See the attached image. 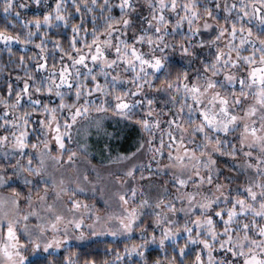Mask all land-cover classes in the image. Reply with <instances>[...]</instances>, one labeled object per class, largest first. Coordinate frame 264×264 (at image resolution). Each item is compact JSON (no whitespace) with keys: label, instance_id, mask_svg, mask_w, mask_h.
Wrapping results in <instances>:
<instances>
[{"label":"snow or ice","instance_id":"obj_1","mask_svg":"<svg viewBox=\"0 0 264 264\" xmlns=\"http://www.w3.org/2000/svg\"><path fill=\"white\" fill-rule=\"evenodd\" d=\"M37 4L41 0H35ZM66 0H55V16L53 17L52 12H46L42 21L40 17L34 18V25L37 30L41 27H50L55 22H62L67 25L69 22V17L63 14L64 5ZM84 8L91 12L93 8L89 6L88 0H83ZM98 0H91V5H97ZM3 11L7 14L15 6V0H3ZM72 4L75 7V12L80 13L82 11L80 4L76 0H72ZM259 5V7H257ZM20 8L27 7L25 4L21 3L18 5ZM101 9L109 8L108 0H104V4L100 5ZM121 10L125 8L132 7L130 0H120ZM171 8L172 11H176L178 5L177 0H171L170 4L166 0H158V8L161 12L159 16L155 15L153 12V19L158 23L153 25L152 20L148 21L150 26L155 28V32L158 33L155 37V41L163 44L162 48H159L161 53L164 49L169 47L167 43H164L162 33H167V27L170 21L163 14L164 9ZM215 7L219 9L221 5L219 3L215 4ZM184 16H181L172 25L173 30H176L182 25L184 20H187L189 31L195 34L199 31L201 25L195 24V21L199 20L201 5L198 4L197 0H187L186 3L182 5ZM237 5L235 3L229 5L227 2L223 5L224 12L228 13L232 9H236ZM248 4H240L239 11L243 13V16L239 14L235 20L231 23V30L228 27L221 25L218 18L213 15L211 8L207 5L203 6V12L207 17L212 20H216L218 34L216 35V40H220L221 37L228 34V51L225 52L222 48L217 47L216 51L212 54L213 59L209 62H203L204 73L197 74L195 81H189L188 73L182 72L177 75L175 81L168 79V74L166 69V59L163 55H155V49L151 48L154 44V40L151 36L147 38V44L150 46L151 55H147L141 52L135 44H128L124 42V48L119 46V43L113 45L110 39L101 40L99 32L94 28L92 33L91 43H86L85 46L89 48L90 59L93 63H99L101 71H104L105 67H111L117 65V60L123 61L131 71L134 73V81H142L147 78L150 73L148 69H152L151 75L155 76L157 72L165 71V77L159 78V87L167 90H175L180 92L183 90V100L180 102V106L177 110L176 115L171 119L166 121L169 125L168 136L170 140H177L176 152L173 154L171 151L168 153L169 168L176 169L177 171L173 173V180L177 186L178 195L174 196L173 199H178L181 201L187 200V209H181L190 211L193 208H199L202 215L196 216V219L191 221L195 226L196 235L193 236L194 229L188 226L186 222L183 225V232L187 233V240L183 247H180V256L185 255V248L188 246V242L192 244H201L203 249L208 250V264H214L212 251L215 244L218 242L221 249L231 253L233 260L227 261L222 260L220 264H239V260H242V264H264V15L260 13L264 12V0H253L251 4L252 13L257 17L259 23L257 25V30L254 32L253 28L247 27L246 24L240 23L237 26L236 21H242L244 17L250 15L248 11ZM17 16L20 15L19 12L16 13ZM228 17H225L227 22ZM29 23H32L30 21ZM130 21L124 19L117 20L115 18H109L106 21V28L104 32L108 37L112 36V32L119 31V29L113 27L116 24H123L125 28L129 25ZM73 33H78L80 31L79 26L75 23L71 25ZM203 28L209 29L213 25L207 20L204 21ZM35 35L32 31L27 33V37L21 39L19 35L7 34L5 31L0 30V40L8 44L11 41H16L22 44L31 42V38ZM238 39V43H234ZM137 43H143L145 41L144 35H137L134 37ZM78 41L75 36L72 39L70 47L76 51V56H71V54L65 51V55L69 56L73 62V65L80 64L85 67V60L89 57L82 54V50L77 47ZM201 45L206 43L205 41H200ZM207 43H212L208 41ZM36 47L41 48L43 51V45L37 44ZM56 47H60L59 44ZM95 48V52L92 53L91 49ZM159 47V45H156ZM106 48H114L116 58L109 59L106 55ZM63 50V49H62ZM181 51L186 55H194L189 47L181 45ZM235 53L233 57L232 53ZM247 52V55L244 53ZM227 57V58H225ZM23 59V57H21ZM231 66L233 69H239L243 74L237 75L234 71H224V69ZM38 68L43 69L44 64H38ZM127 70V69H125ZM210 72L211 75H206ZM91 70H89V74ZM223 74V79L229 85L233 86V91L221 94L220 91L216 89L223 87V82L214 79V77ZM105 76L107 73L104 72ZM76 76H80V72H76ZM59 83H56L55 78H52L51 83L47 86V91L52 92L55 89V94L59 96L60 103L58 109L62 110L67 108L69 110V116L71 123L68 120L64 122V129L69 134V139H71V129L72 125L77 123L79 117H87L88 113L92 110L96 112H107L109 108L104 104L95 105L94 109L90 106L87 99L84 103H78L82 95H86L83 91L84 86L77 82L76 87V101L72 104H66L63 99V93L60 91L62 86H67L69 89L73 87L70 83L71 76L68 73L67 66H64L59 74ZM119 79V76L113 77V82ZM93 82H95L96 77L92 76ZM189 81V82H182ZM202 81V83H201ZM149 88L153 87L152 81H147ZM239 85L238 90H235V86ZM143 85L139 82L135 83V88L137 92L142 90ZM29 85L27 82L24 84V88L21 90L23 93H27ZM95 91L103 92L102 86L99 84L95 85ZM42 91L41 87L36 88V92ZM91 94V90L87 95ZM134 94V93H133ZM128 93H122L115 97L117 103L114 105V110H116L120 115H128V109L130 107L129 103L123 98L127 96ZM17 99L13 102V105L20 104L21 93H16ZM207 98V104H204ZM173 102H175L176 97H172ZM191 99L192 104H188L187 101ZM251 99V102H248ZM0 103H3L5 107H8L7 100L0 99ZM33 104H41L40 100L32 101ZM152 100H148V104L151 105ZM200 106V107H194ZM188 108L189 115L187 118L183 116L184 108ZM46 112L51 115L47 118L48 126L51 127L55 123L56 130V143L60 149L64 148L63 135L60 131V124L57 121L54 113L57 109H49L47 105H44ZM36 110V109H33ZM198 111L200 114V122L197 124L192 119V113ZM242 113V114H241ZM29 114L24 113L27 117ZM129 118H131L129 116ZM181 120H186L188 124L191 125V131L189 128L185 127ZM27 119L24 120V124H27ZM145 131L151 132L152 129L158 128L160 126V118L157 116L154 120L149 121L148 119H141L138 121ZM44 125L45 121H41ZM172 125L179 131V137L174 136L172 131ZM239 133L237 136V142L232 143L230 147L226 150L225 145L230 142L226 139H222L216 133H224L225 135L232 133ZM15 137L14 142H9L8 136H0V146L7 144L8 147L18 151L21 157L27 155V163L24 164L21 160L17 159L16 163L13 164L12 171L7 172L6 170L0 174V189H3L9 193L7 196H0V264H25L26 258L23 255V246L21 244V238L18 236V230L16 225L20 222L22 218L27 221L30 216L39 217V213L32 210L33 209V197L32 189H29L28 194L21 199L22 192L18 187L14 186L16 184V179L21 173H27L23 177L24 185L32 184V180L29 178L31 176H38L41 181L44 182L45 187L41 190L37 187L36 199L39 201L41 208L51 213L54 219L50 220L49 223L51 227L56 230L57 226L63 221L64 217L57 214L56 207L52 203L47 202L48 195V182L45 178L46 168L45 160L51 155L48 151L49 145L47 140L43 141V148H38L36 143H31L27 140V132L21 131L19 135L12 133ZM200 137V142H196V137ZM193 144L195 147H186L185 143ZM149 148H152L151 141L147 142ZM161 145H163V139L161 138ZM37 150V156L39 158V164L33 167V157L31 154H26L25 149L28 147ZM141 148L144 146V142H141ZM80 147H84L81 145ZM247 149V150H246ZM140 149H137L139 151ZM155 152H160V149H154ZM242 153L243 157L249 158L243 161V164L247 169L255 170V177L250 176L246 184L240 185L236 189V195L231 199V207L224 213L222 210L215 211V216L220 217L223 221V239L220 238L216 229V222L213 220V216L207 214V211L213 209L214 204L219 200L220 196H224L225 200H228V196L221 191L225 186L220 183L213 182L212 179V166L216 164V160L213 158L212 153H221L222 155H228L231 157H236L237 152ZM77 153L70 151L68 155L69 161L76 156ZM135 155V153H128L127 155L121 153L117 157L113 158L114 161H119L123 159H128L130 156ZM53 160L59 161L60 156L56 155L51 157ZM254 158V159H253ZM4 165H0V169H4ZM201 168L207 169V174L201 172ZM151 175V173H149ZM128 176H133V170L130 168L127 171ZM198 178V179H194ZM195 185L194 191L181 192V188H185L189 182ZM53 180V184H55ZM207 183L213 185V189L210 194L205 193L202 198L197 200V196L200 195V190L203 185ZM64 181L61 180L59 185H57L55 198L60 200L61 193L65 192L66 189L62 187ZM41 191L43 194H40ZM136 188L131 189L132 197L136 195ZM219 193V195H217ZM119 200L123 205L128 204V197L125 194H117ZM22 203H26L30 211L23 216ZM149 206V199L142 198L139 204L135 207H125L123 209L124 214L120 216H115L109 214L107 219H102L99 215L95 217L96 222L102 227H107L108 222L111 220L118 221V227L107 228V230L113 235L117 233H131L135 227L142 228V244H133L131 249L127 246L125 251L131 255L132 252H137L138 249L146 247L149 243L146 237V228L143 225H137V221L140 220L141 211L140 209ZM71 207L73 209H78L80 207L87 208L88 205H81L79 201L71 200ZM155 208L161 209L160 212H155V220L153 221L156 225L161 226L160 237L157 238L154 234L151 236V242L159 244L161 249H164L165 242L167 240H172L175 243V239L178 234H181V229L179 227H173V221L168 219L166 215H163V211L166 209L168 212L175 213L177 211L175 204L172 200L157 199L155 201ZM225 215L227 219H225ZM241 217H244V221H241ZM249 217H251L249 219ZM69 223L74 224L76 228L82 226V221L73 220ZM166 225V226H165ZM235 225V227H233ZM25 233L29 236L28 243L33 247H39V245L31 239V233L28 232L27 225L25 224ZM40 231H44V228L40 225L37 226ZM203 228V236L201 238V229ZM235 233V235H233ZM95 235L96 233L93 232ZM82 235V234H81ZM210 237V239H209ZM63 239H68L67 230H65V235ZM57 247L60 246V242L55 241ZM227 246V247H226ZM48 245H45L47 248ZM140 256H143V252H138ZM120 257L117 256V259ZM236 258H239L236 259ZM175 257L169 260L168 264H174ZM154 264H161V261L157 259ZM195 264H202L201 254L198 252L195 257Z\"/></svg>","mask_w":264,"mask_h":264},{"label":"trees","instance_id":"obj_2","mask_svg":"<svg viewBox=\"0 0 264 264\" xmlns=\"http://www.w3.org/2000/svg\"><path fill=\"white\" fill-rule=\"evenodd\" d=\"M227 1H231L237 5V8L233 9L230 13H226L223 10V5ZM76 2L80 4L82 9L80 13L75 12L72 0H66L64 5L63 14L69 17L67 25L62 22H55L50 27H41L37 30L34 25V18L40 17L42 21V17L46 12H52L54 17V9L56 6L55 0H41L39 4H37L35 0H15V6L7 14L3 11V0H0V30L14 36L19 35L21 39L26 38L29 31L35 33L31 38V42L26 44L19 42L14 46H4L0 44V99L7 100L8 102L7 108L3 103H0V108H5L10 113V117H3V115L0 114V136L6 135L9 139L14 137L12 133L19 135L21 131H25L27 132L29 145L31 143H36L39 148L43 145L44 139L41 138L38 133L37 121L42 118V120L47 123V118L51 115L44 109V105H47L49 109H57L54 115L60 124L61 133H64V148L61 158H66L70 151H74L81 155H85L93 163L104 165L122 162L125 159L114 161L113 158L121 153L125 155L128 153H136L137 149H141V142H145L147 134L143 131L142 125L138 123V121L146 119L148 116V110H146V106L149 105L148 100L153 101L151 105L154 106V110H152L159 115L155 106L156 101L154 98H152V96H142L141 105L135 108H129L128 115H120L118 112L114 111V105L117 103L115 97L125 92L128 93L129 91L123 87L113 85L110 78L105 76L100 68L92 67L88 70L79 71V77L76 76V73L72 75L73 87L71 89H60L63 93L65 103L72 104L77 102L75 84L79 82L84 86L83 91L86 95H82L78 103L82 104L85 99H87L93 109L95 105L104 104L109 108V111L96 112L92 110L88 113L87 117H79L77 123L72 125L70 133L71 139H69V134L64 129L65 120H68L70 123L67 116L69 110L67 108L62 110L58 109L61 98L55 94V89H53L52 92L47 91V86L51 83L52 78H55V80H57V78L54 74L44 77L42 75V69L37 67L38 64H44L45 67L43 70L45 72L58 70L65 60L70 59L69 56L65 55V51L69 52L71 56H75L76 54V51L70 47L73 37L75 36V39L79 42L77 45L78 48L82 51L88 49L85 44L91 43L94 28L99 32L101 40L110 39L113 41L114 38L117 42L129 43L125 36V31L122 29L123 24L113 25V27L119 29V31L112 32L114 37H108L104 32V29L106 28V21L109 18L119 20L123 16V18L126 19L133 9L132 7L129 9L125 8L122 11L120 0H108L110 9L104 8L102 10L100 5L104 4V0H98L97 5L95 6H92L91 0H88L89 6L93 8V11L88 12L84 8L83 0H76ZM170 2L171 0H168L169 4ZM186 2L187 0H177L178 7L176 11H172L170 7L166 8L167 12L171 13L174 17L169 16L163 11V14L170 23L167 27V33H163L162 30V33L160 34L163 35L164 43H167L169 47L165 48L161 55L166 59L165 71L168 74V79L172 81L176 80L178 74L185 71L188 73L189 81L196 80L198 71L199 73H204L203 62L210 63L213 59L212 54L216 51L212 47L213 44L216 48L222 46L223 49H228V34L225 33L226 37H223L225 44L218 45L217 42L221 39H215L218 34L217 22L204 14V5L211 8L213 15L218 18L219 23L228 27L229 31L231 30V23L235 20L237 15L239 14L240 16H243V13L239 11V5L241 4L240 0H197L198 4L201 5V18L195 21V24H198L202 20L209 19L215 27V34L208 40L212 41V43H207L208 41H205L206 43L201 45V40H199L198 35L189 31L187 20H184L179 28L173 30L172 25L175 21L185 15L182 5ZM21 3L25 4L27 7H18ZM216 3L221 5L219 9L215 7ZM147 5L149 7L150 17L155 25L158 22L153 19V12H155V15L157 16H159L161 12L152 1H148ZM257 6L259 7V5ZM17 12L20 13L19 16L16 15ZM261 15H264V12H262ZM226 16L228 17L227 22L225 21ZM30 21H32V23H29ZM236 22L238 27L240 23H244L247 27L253 28L254 32L257 30L258 23L255 21L251 20L250 22L243 18L242 21ZM73 23L79 26L80 31L78 33H73L71 27ZM138 35L145 36L143 44L147 46H149L147 44V38L151 36L154 40V44L151 48L156 49V45H159V48L163 47V44L155 41V37L158 35L155 30L146 33L142 32ZM133 42L131 41V43ZM234 43H238V39L234 41ZM37 44L43 45V51H41V48L36 47ZM57 44H59L60 47H56ZM181 45L189 47L194 55L186 56L181 51ZM244 54L247 55L248 53L245 52ZM21 57H23V59H21ZM89 70H91L90 74ZM165 71L159 72L155 76L150 74L145 80L137 82L143 85L142 90L144 91H158L160 89V79H157V77L161 79L164 78ZM208 73H206V75H208ZM92 76L96 77L95 82H93ZM148 80L152 81V88H149L147 83ZM189 81L182 80V82ZM25 82L29 85L27 93L21 92L24 88ZM137 82H134V87ZM96 84L102 86L103 92H97L94 90ZM37 87H41L42 91L36 92ZM90 90L91 94L87 95ZM217 90L220 91L221 94H225L234 89L233 87L230 88L223 85V87L218 86ZM235 90H238V88H235ZM18 92L21 93L20 104L14 106L13 102L17 99L16 93ZM169 92L173 97H176L177 104H179L182 100V97L180 96L181 91L176 92L173 89L169 90ZM127 97L128 95L123 98L126 100ZM35 100H40L41 104H33L32 101ZM151 105H149V107ZM25 112L29 114L27 117L24 116ZM129 116L131 118H129ZM25 119L28 121L27 124H24ZM195 120L199 123L197 118ZM182 123L187 125L189 131H191V125L188 124L186 120H182ZM197 137L200 138L199 136ZM81 145L84 147H80ZM225 149L227 150L226 146ZM24 161H27V155L24 156ZM2 164L3 161L0 160V165ZM33 165L37 166L34 159ZM14 186L18 187L22 192V196L25 195L24 187L21 183L16 182ZM235 195L236 193H231L226 203L216 205L212 210L207 212V214L213 216V220L216 222L217 233L221 239L224 238L223 221L220 217L215 216L214 213L215 211L220 210L226 213L231 207V199ZM198 215L202 214H195L183 218L176 217L173 227H179L181 229V234L177 235L175 243H173L172 240H167L164 249L160 248L158 242L152 243L150 239L153 234L157 238H159L160 235H158L153 228L149 226L144 227L145 225L140 224L146 228L145 235L148 238L149 243L146 247L138 249L137 252H132L131 255L125 251L126 246L128 249H131L133 244H142V238L131 236L125 239H95L81 247L70 245L59 252H47L35 256L27 260L25 264H154L157 259L161 261V264H168L169 260L173 257H175L174 264H195V257L198 252L201 254L202 264H208V250L203 249V245L199 243L192 244L188 242V246L185 248V255L180 256L179 254L180 247H183L187 240V233L183 232V225L187 222L188 226L194 229L193 236H195V226L191 221L195 220ZM224 218L227 219V216L225 215ZM250 218L251 217H249V219ZM241 221H244V217H241ZM233 227H235V225H233ZM137 229L141 230L142 228L138 226ZM203 231L202 228L201 238H204ZM233 235H235V233H233ZM138 252H143V256H140ZM117 256L120 258L117 259ZM212 256L214 264H220L222 260L230 261L234 259L231 253L226 251V248L221 249L219 247L218 242L213 248ZM236 259L239 260V258ZM241 262L242 260H239V264H241Z\"/></svg>","mask_w":264,"mask_h":264},{"label":"rangeland","instance_id":"obj_3","mask_svg":"<svg viewBox=\"0 0 264 264\" xmlns=\"http://www.w3.org/2000/svg\"><path fill=\"white\" fill-rule=\"evenodd\" d=\"M148 1H152L158 8V0H130L133 9L131 10L129 16L126 18L130 21V23L127 28L122 25V29L125 31V36L129 41L128 44H135V46L141 52H144L147 55H151V50L149 46L143 43H137L134 40V37L138 34H141L142 32L146 33L148 31L155 30L153 26H150L148 24V21L152 20L149 14V7L147 5ZM166 2L168 3V0H166ZM240 2L241 4L249 5L248 11L250 15L244 18L250 22L252 20L259 23L257 17L251 15V4L253 3V0H240ZM227 3L229 5L233 4L231 1H227ZM232 10L230 12H232ZM164 12H166L169 16L174 17L171 13L167 12L166 9H164ZM205 20L211 23L209 19ZM205 20H202L198 23V25H201V27L199 28V31L196 32V35H198V38L201 41H208L215 34V27L212 23V28L205 29L202 27ZM152 24L154 25L153 20ZM112 36L114 37L113 34ZM223 37L226 36L224 35ZM223 37H221V40L217 42L218 45L225 44V40L223 39ZM131 41L134 42L131 43ZM111 42L113 45L119 43V46L122 49L124 48V42H117L114 38L113 41L111 40ZM0 44L4 46H14L17 45V42L11 41L8 44H5L4 41L0 40ZM212 47L215 50L217 49L214 44L212 45ZM219 48L223 49L222 46H220ZM223 50L225 52L228 51V49ZM91 52H95L94 47L91 49ZM82 54L89 57L85 60V64L87 65V67L80 64L73 65L72 60L69 59L65 60L60 66V68L56 71L45 72L42 69V75L44 77H47L48 75L54 74L57 78L56 83H59V74L62 68L64 66H67L68 73L71 76L70 83L72 84V75H74L77 71L88 70L92 67L100 68L99 63H93L91 61L89 48L83 50ZM105 55L109 59L116 58L114 48H106ZM155 55H161L159 47H156ZM232 55L234 57L235 53H232ZM116 63L118 67L116 65H113L111 67H105L103 72L107 73V76L110 78L111 83L113 85L117 87H123L124 89L129 91L128 97L126 98V101L130 105L129 108H135L141 105L142 96H152V98H154V100L156 101L155 106L161 118L160 126L158 128L154 127L151 132L145 131L143 129V131L147 134V137L145 138L144 146L139 151H137L135 155L130 156L128 159H125L122 162L103 165L93 163L85 155H81L79 153H77V155L74 156L71 161H69L68 156L66 158H61L63 149H60L56 143L54 129L55 123H53L52 126L49 127L48 123H45L44 125L41 124L42 118L37 121L38 133L41 138L44 139V141L47 140L49 145L48 151H50L51 153V155L45 160V178L48 182L47 202L54 204L57 210V214L62 215L64 219L57 226L56 230L51 227L49 221L54 219L53 216L51 215V213L44 211L41 208L39 201L36 199L37 187H39L41 190H43V188L45 187L44 182L41 181L38 176L29 177L32 180V184L27 186L24 185L23 180V177L27 175V173H21L19 177L14 178L16 179V182L21 183L24 187L25 195L21 197L22 201L23 197L28 194L29 189H32V210L39 213V217L30 216L27 221H24L21 218L20 222L16 225L18 230V236H20L21 238V244L23 246V255L25 256L26 261L30 258L45 254L47 252H59L63 248L70 245L81 247L94 241L95 239L100 238L125 239L131 236H137L138 238H142V229L138 230L137 227H135L131 233L121 234L118 232L117 235L113 236L107 230V228L118 227V221L113 219L108 222L107 227H102L99 223L96 222L95 219L97 215H99L102 219H107L109 214L115 216L123 215V209L125 207L131 208L137 206L142 198L149 199V206H145L140 209L141 217L140 220L137 221V225L143 224L145 225L144 227L149 226L153 228V230L158 235H160L161 226L156 225L153 222L155 220V212L161 211V209L155 208V201L157 199L162 198L165 200H172V202L175 204L177 209L175 213L168 212L166 209L163 211V215H166L168 219H171L173 221V225L175 223L176 217L183 218L195 214H202L198 207L193 208L190 211L181 210L187 209L188 201L173 199L174 196L178 195L176 190L177 186L175 185V182L173 180V173H175L177 170L168 167L170 163L168 159V153L169 151H171L173 154H175L177 140L169 139V125L166 121L171 120L176 115L177 110L180 106V102L179 104H177V99L175 100V102H173L172 94L169 92V90L166 91L163 88H160L158 91L154 92L144 90L137 92L136 88L134 87V82H137L133 80L134 73L123 61L117 60ZM148 71L151 74L153 70L148 69ZM224 71H234L237 73V75L243 74L239 69H233L231 66L224 69ZM208 75H211V73L209 72ZM114 76H119V79L115 82H113ZM214 79L223 82V85L227 87H233L232 85H229L226 81H224L222 73L219 76L214 77ZM238 87L239 85L237 84L235 88ZM61 88L68 87L62 86ZM180 96L183 100L184 97L182 89ZM248 102H251V99H249ZM187 103L192 104L193 102L191 101V99H189ZM204 104H207V98L205 99ZM152 109L154 110L153 105H151L150 107L149 105L146 106V110H148V116L146 119H148L149 121L154 120L157 116L159 117V115H157ZM0 114H2L3 117H10V113L5 108H0ZM183 114L186 118L188 117L189 112L187 107L184 108ZM67 116L70 120L69 112H67ZM196 118L200 122L201 117L198 111H194L192 113V119L195 121V123L198 124L197 120H195ZM185 127H187V125H185ZM172 131L174 133V136L179 137L180 133L175 128V125H172ZM238 134V132L228 135H225L224 133H216V135L220 136L221 138H226V140L230 142L228 145H225L227 149L232 143L237 142ZM161 138L163 139V145H161ZM8 140L9 142H14L15 137H11ZM148 141H151L152 148H149V144L147 143ZM196 142L199 143L200 138L196 137ZM185 146L195 147V145L189 144L187 142L185 143ZM39 148L42 149L43 145ZM154 149H160V152H155ZM25 153L31 154L36 165L38 166L39 158L37 156V150L29 147V149H25ZM56 155L60 156L59 161L53 160L51 158ZM212 155L213 158L216 160V164L212 166L211 172L213 182L214 184L220 183L225 186L221 191H223L225 195L228 196V198L231 193H236V189L238 186L246 184L250 176L256 178L255 170L247 169L243 164V161L249 158L243 157L242 153H240L239 151L237 152L236 157L222 155L221 153H212ZM17 159L21 160V162L24 164L27 163V161H24V157H21L18 154L17 150L8 147L7 144L0 146V160L3 161L2 165L5 166L4 169H0V174H2V172L5 170L7 172H11V166L16 163ZM33 167L36 166L33 165ZM130 168L133 170V176L131 177L127 175V171ZM207 171V169L201 168L202 173L207 174ZM149 173H151V175ZM53 180H55V184H53ZM61 180L64 181L62 187H64L66 191L61 193L60 200H56L55 193L56 190H58L56 186L59 185ZM132 188H136L137 190L135 197H132ZM212 189L213 185L205 183L202 189L200 190L201 194L196 197L197 200L201 199L202 195L205 193L210 194V191ZM194 190L195 185L191 181L185 188H181V192ZM118 193L125 194L129 198L127 205H123L121 203V201L119 200V196L117 195ZM40 194H43V192L41 191ZM7 195H9V193H7L3 189H0V196ZM217 195H219V193H217ZM71 200L79 201L81 205L86 204L88 205V207H80L78 209H73L71 207ZM227 201L228 200H225L224 196H220L219 200L216 202V204H214L213 208L216 205L226 203ZM29 211L30 209L28 205L26 203H22L21 216L28 213ZM73 220L82 221V226L80 228H76L74 224L69 223ZM25 224L27 225L28 232L31 233V239L35 241L39 245V247L33 248L27 242L29 236L25 233ZM38 225L42 226L44 228V231H40L37 227ZM65 230H67L68 236V239L66 240L63 239L65 235ZM93 232H95L96 234L94 235ZM57 240L60 242L59 247H57L55 244V241ZM46 244L48 245L47 248H45Z\"/></svg>","mask_w":264,"mask_h":264}]
</instances>
